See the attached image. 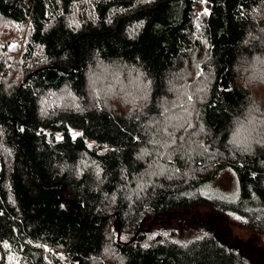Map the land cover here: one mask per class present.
<instances>
[{
  "label": "trees",
  "instance_id": "1",
  "mask_svg": "<svg viewBox=\"0 0 264 264\" xmlns=\"http://www.w3.org/2000/svg\"><path fill=\"white\" fill-rule=\"evenodd\" d=\"M253 33L264 0H0V264H264V148L225 146Z\"/></svg>",
  "mask_w": 264,
  "mask_h": 264
},
{
  "label": "clouds",
  "instance_id": "2",
  "mask_svg": "<svg viewBox=\"0 0 264 264\" xmlns=\"http://www.w3.org/2000/svg\"><path fill=\"white\" fill-rule=\"evenodd\" d=\"M245 46L250 54L241 52L233 71L237 83L251 95L233 112L225 146L233 153L252 155L257 146L264 148V99H258L254 93L264 86V33L251 34Z\"/></svg>",
  "mask_w": 264,
  "mask_h": 264
},
{
  "label": "rangeland",
  "instance_id": "3",
  "mask_svg": "<svg viewBox=\"0 0 264 264\" xmlns=\"http://www.w3.org/2000/svg\"><path fill=\"white\" fill-rule=\"evenodd\" d=\"M16 40H13L12 42H14ZM13 46L16 45V43L14 42L12 44ZM12 47V46H11ZM88 88L90 90H92V88L88 85ZM92 103L95 105L94 101H92ZM235 175L232 172V170L230 168H225L221 174L219 175V177H217L215 179V181L212 184V190L217 194H221L227 198H224L223 200H227V201H232L236 198L237 193H238V189H237V184L234 178ZM215 197V195H213ZM200 212H205L206 209L203 207H198ZM186 228H180L179 229V237L180 238H187L188 236H193L194 234L198 233L197 229H195V226L191 225L189 227H187L186 224H184ZM229 231L231 232L232 236L236 237L238 240L242 241V242H246L250 239H257L256 234H254L252 231L247 230L245 228H242L240 225L238 224H233L231 223L229 226ZM154 231V230H153ZM153 231L151 232L153 235Z\"/></svg>",
  "mask_w": 264,
  "mask_h": 264
},
{
  "label": "snow or ice",
  "instance_id": "4",
  "mask_svg": "<svg viewBox=\"0 0 264 264\" xmlns=\"http://www.w3.org/2000/svg\"><path fill=\"white\" fill-rule=\"evenodd\" d=\"M198 27H199V25H198ZM189 99H191V97H189ZM74 135H77V134H74ZM237 219H240L239 217H237Z\"/></svg>",
  "mask_w": 264,
  "mask_h": 264
}]
</instances>
